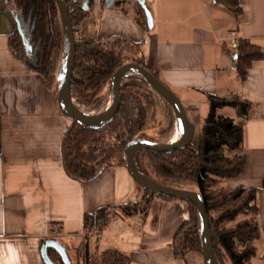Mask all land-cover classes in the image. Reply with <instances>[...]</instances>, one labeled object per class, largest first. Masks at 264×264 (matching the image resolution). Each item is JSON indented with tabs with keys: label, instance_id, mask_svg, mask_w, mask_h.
Wrapping results in <instances>:
<instances>
[{
	"label": "crops",
	"instance_id": "1",
	"mask_svg": "<svg viewBox=\"0 0 264 264\" xmlns=\"http://www.w3.org/2000/svg\"><path fill=\"white\" fill-rule=\"evenodd\" d=\"M91 1L78 35H118L141 44L146 65L183 103L197 142L209 111L207 94L251 102L245 120L233 108L218 112L243 122L239 153L247 156L246 165L226 185L258 190L264 241V58L252 63L242 81L227 41L235 30L239 40L264 50V0H239L238 16L223 0H143L152 16L146 29L138 22L137 0ZM16 21L6 0H0V264H48L42 246L49 239L66 249L71 264H102L101 255L109 249L125 253L130 264H204L197 251L186 261L174 257L173 239L189 221L187 202L177 199L154 197L143 223L139 216L118 217L104 226L99 240L94 234L85 239V215L140 201L145 190L122 165L88 183L67 175L61 142L73 119L64 116L44 76L12 51ZM54 223L60 226L58 237L49 233ZM53 249L48 256L61 264Z\"/></svg>",
	"mask_w": 264,
	"mask_h": 264
},
{
	"label": "trees",
	"instance_id": "2",
	"mask_svg": "<svg viewBox=\"0 0 264 264\" xmlns=\"http://www.w3.org/2000/svg\"><path fill=\"white\" fill-rule=\"evenodd\" d=\"M66 2L72 11L70 16L76 33V61L70 88L73 102L83 113L100 111L107 104L114 72L128 62L138 63L159 79L158 72L146 65L141 44L118 35L110 38L79 36V26L87 17L84 0ZM222 2L236 16L242 13L239 0ZM6 3L18 18L9 43L12 51L31 70L43 75L48 87L57 94L65 39L58 3L56 0H6ZM137 5L138 22L140 20L146 29L149 27L148 14L140 2L137 1ZM236 55L235 69L244 81L252 63L264 58V50L242 39ZM134 79L140 84L133 82ZM120 87L122 104L111 124L101 130H93L73 120L64 134L62 160L71 178L88 183L99 178L109 167L125 166L123 153L130 141L161 142L148 134L157 127L155 98L161 97L139 76H129ZM206 99L209 111L202 124L198 146L195 148L190 144L174 153L141 151L137 156L138 168L158 184L191 189L201 195L219 264H264V241L258 225V190L242 186L230 189L226 183L223 184L244 172L247 156L239 153L244 142L243 122L218 111L233 108L236 116L245 120L250 113L251 102L237 96L220 98L211 94H207ZM171 122L160 128L158 136H166L173 130L174 118ZM154 197L172 200L146 190L140 201L103 206L85 215V227L90 225L94 231L100 232L118 217L132 219L139 216L143 223ZM187 205L189 221L179 227L172 242L174 257L183 261L192 251L202 253L200 216L194 203L187 202ZM50 259L56 262L51 256ZM101 260L102 264L131 262L125 253L111 249L102 253ZM58 261L64 264L60 256Z\"/></svg>",
	"mask_w": 264,
	"mask_h": 264
},
{
	"label": "water",
	"instance_id": "3",
	"mask_svg": "<svg viewBox=\"0 0 264 264\" xmlns=\"http://www.w3.org/2000/svg\"><path fill=\"white\" fill-rule=\"evenodd\" d=\"M110 1V0H109ZM144 5L143 0H137ZM58 3L59 13L62 20V27L65 33L64 48L61 56V63L58 70L57 80V99L60 103V108L64 116L75 120L84 128L93 130H101L111 124L121 107L122 93L121 82L129 76H139L146 81L148 86L164 100L172 109L176 118V137L173 142H153L150 140H133L126 146L123 159L125 160V167L133 180L142 187L145 191L148 190L159 196H165L172 200H181L184 202H192L197 207L200 216V223L202 228L201 243H202V256L204 257V264H219L215 255L214 242L212 240V230L210 228L208 214L206 212L205 201L201 195L194 190H186L178 187H170L156 183L144 173L140 172L137 164V156L141 151L150 150L156 153H174V151L186 148L192 144L195 138V128L189 121L188 115L184 108L183 103L177 95L171 91L162 81L156 78L145 67L138 63L128 62L119 67L114 72L112 78V94L109 100V105L97 115L83 113L76 103L73 102L71 94V81L73 77V69L75 66V53H76V33L73 29L72 18L70 16V9L66 0H56ZM85 5L89 6L92 1L84 0ZM148 14V23L151 24L152 16ZM18 20V18L15 16ZM137 75H133V73ZM42 256L46 263L55 264L48 256V248L52 247L58 251L62 261L65 264H71L68 259L66 249L56 240L49 239L42 246Z\"/></svg>",
	"mask_w": 264,
	"mask_h": 264
},
{
	"label": "rangeland",
	"instance_id": "4",
	"mask_svg": "<svg viewBox=\"0 0 264 264\" xmlns=\"http://www.w3.org/2000/svg\"><path fill=\"white\" fill-rule=\"evenodd\" d=\"M131 77H137V76H131ZM133 82L140 84V81L137 79H134ZM146 88V86H145ZM148 89V88H147ZM142 92V91H140ZM112 94V90L110 93L109 98H107V104H105L103 106V108H101L100 111H94L91 113H87V114H91V115H97L99 113H101V111H103L108 105H109V100ZM231 97V96H230ZM155 115H156V128L152 129L150 131H148L149 137L152 138L153 140H157V141H161L164 143H169L172 139L174 134L176 133V128H175V124L173 126V130L166 136H158L159 130L161 127H167L168 125H170L173 120V118L175 119V114H173V112L171 111V109L169 108V106L165 103L164 100H162L161 98H155ZM175 132V133H174ZM193 146L196 148L198 146L197 140H193L192 141ZM227 181H225L223 184L225 185Z\"/></svg>",
	"mask_w": 264,
	"mask_h": 264
},
{
	"label": "built area",
	"instance_id": "5",
	"mask_svg": "<svg viewBox=\"0 0 264 264\" xmlns=\"http://www.w3.org/2000/svg\"><path fill=\"white\" fill-rule=\"evenodd\" d=\"M72 11L70 10V13ZM227 41H229V47L230 49L235 53L237 54L238 50H239V38H238V33L233 30L229 33L228 35V38H227ZM60 226L57 224V223H54L51 225L50 227V235L53 236V237H58L61 235V232H60ZM84 237L85 239H88V237L91 235V234H94L96 239H100L101 238V232H96L93 230V228L89 225L88 227H85L84 229ZM263 235V231L261 232V236ZM85 264H87V262H85Z\"/></svg>",
	"mask_w": 264,
	"mask_h": 264
},
{
	"label": "bare ground",
	"instance_id": "6",
	"mask_svg": "<svg viewBox=\"0 0 264 264\" xmlns=\"http://www.w3.org/2000/svg\"><path fill=\"white\" fill-rule=\"evenodd\" d=\"M133 75H137V73L134 72ZM175 137H176V133L174 134L173 139L171 140V142H173L175 140Z\"/></svg>",
	"mask_w": 264,
	"mask_h": 264
}]
</instances>
